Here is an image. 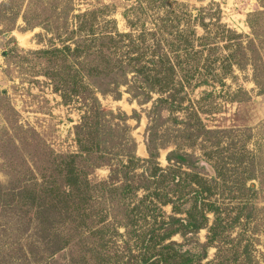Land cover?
I'll return each instance as SVG.
<instances>
[{
	"label": "trees",
	"instance_id": "1",
	"mask_svg": "<svg viewBox=\"0 0 264 264\" xmlns=\"http://www.w3.org/2000/svg\"><path fill=\"white\" fill-rule=\"evenodd\" d=\"M15 2L1 1L0 20L21 15L26 27L41 26L52 34L59 44L33 52L47 60L45 75L51 78L54 90L65 103L81 101L83 114L75 125L78 153L59 155L42 150L35 153L39 163L29 155L14 164L9 151H1L15 174L9 184L0 183V224L35 229L38 243H44L43 250L50 251V257L77 244L72 264H107L112 258L121 264H243L233 259L237 248L227 232L243 224V217L249 219L244 213L251 206L247 196L253 197L255 184L229 182L222 172L225 162L217 156L221 131L203 124L193 102L184 103L186 84L198 68L185 66L190 59H181L192 54L200 42L201 49L195 53L205 55L204 71L219 78L221 84L236 65H253L258 75L256 56L260 57V51L253 39L263 37L258 20H264V10L250 14L252 35H245L223 22V10L215 2L190 11L179 0H137L124 13L128 30L119 28L113 16L115 7L110 5L82 11L75 0H26L16 9ZM152 9L155 12L149 15ZM197 26L204 30L203 35H198ZM220 47L227 50L224 56L204 51ZM123 87L140 105L153 101L145 133L148 157L138 155L129 123L133 116L141 119L137 110V115L130 116L122 110H107L101 102L100 95L121 97ZM155 93L159 96L154 99ZM179 110L189 111V115L185 119L174 115L177 138L183 134L189 146L199 140L211 143V153L205 154L217 174L212 180L198 170L200 158L179 148L177 141L167 154L168 165L159 161L161 149L169 144L164 112ZM212 133L216 140L210 137ZM78 159L98 161L95 168L108 166V179L91 182L89 169ZM221 185L236 195V215L215 197ZM105 202L107 208L96 207L95 203ZM167 205L171 213L164 210ZM109 216L113 221H108ZM205 228L207 240L201 242L197 236ZM176 235L183 241L173 239ZM189 243H195L200 253L183 248ZM212 246L217 252L209 259Z\"/></svg>",
	"mask_w": 264,
	"mask_h": 264
},
{
	"label": "rangeland",
	"instance_id": "2",
	"mask_svg": "<svg viewBox=\"0 0 264 264\" xmlns=\"http://www.w3.org/2000/svg\"><path fill=\"white\" fill-rule=\"evenodd\" d=\"M3 0H0V3ZM26 0H16V9ZM137 0H75L79 10L99 9L103 5L115 7L113 16L118 21L121 30H128L124 13L127 8L135 5ZM149 0H145L148 2ZM188 5L190 11L197 8L208 6L210 3H217L223 10V22L235 31L252 35V28L248 23L250 14L264 10V0H179ZM158 5V4H156ZM78 10V11H79ZM163 11V9H159ZM77 11V12H78ZM154 9L149 11V15L154 13ZM9 17V16H8ZM258 23L262 29V35L254 40L260 57H257L260 70L258 75L255 73L253 65L246 67L234 66L233 70L225 76L224 84L220 83L219 78L212 74H206L203 68L204 59L202 55L195 53L201 49L200 42H197L195 50L189 56H183L182 61L190 62L185 66H194L198 70H193L190 83L186 84L187 96L185 104L193 102L196 110L200 113L203 124L212 130L221 131L218 133L221 141L217 156L223 159L222 165L225 177L231 181H245L248 186L252 183L254 194L248 193L251 198V206L248 204L245 213L249 215L241 219L243 224H237L228 231L229 237L233 240L232 244L237 248V254L233 259L241 261L243 264L248 261H255V264H264V20L259 19ZM149 27L152 24H148ZM259 27V26H258ZM198 35H203L204 30L197 26ZM52 34L43 27H26L20 15L17 19L7 18L0 20V183L9 184L15 171L7 167L1 151H9L14 159V164L21 162L22 159L32 156L37 158L38 152L42 150L54 151L56 154L78 153L79 146L75 134V125L81 120L83 106L81 101L71 99L65 103L60 93L54 90L51 78L45 75L47 60L45 57L34 53L43 48L49 47L52 43L59 44L58 41H51ZM207 43H212L207 41ZM246 43V42H245ZM221 42L219 45H222ZM211 44L210 47H212ZM206 54L224 56L226 49L208 51ZM250 53V52H249ZM216 56H211L212 60ZM175 60V59H174ZM220 68L219 62L216 64ZM220 72L217 71V73ZM181 76L183 71H179ZM258 78V79H256ZM258 80V82H257ZM208 81V83H204ZM122 96L104 97L100 95L101 102L105 109L114 111H125L128 115H137L130 118L129 123L133 126V135L138 142V155L148 157L146 148V128L149 123L148 111L152 108V102L140 105L132 95L122 88ZM210 92V95L207 93ZM159 94H154V99ZM167 105V104H166ZM163 105V106H166ZM191 112V111H190ZM194 112V111H193ZM192 113V112H191ZM189 111L179 110L175 114L164 112V123L166 130V141L169 144L161 149L159 161L162 166L168 165L167 154L176 148L177 141L179 148L199 157L197 164L198 170L203 176L212 180L217 176L215 169L209 160L211 150L210 142L199 140L193 146H189L182 137L176 136L174 131V115L180 119H185ZM194 114V113H193ZM137 117V116H136ZM180 127L184 125L179 124ZM177 135H180L179 132ZM212 133L210 137H214ZM139 138L141 140H139ZM177 139V140H176ZM218 140V138H217ZM141 144L144 145V152H139ZM30 153V154H29ZM211 153V152H210ZM17 154V155H15ZM216 156V153L214 154ZM80 165L89 169V179L93 183L106 180L109 177L110 169L108 166L96 167L98 161L94 159L87 161L78 159ZM247 167V168H246ZM249 168H252L251 171ZM186 170H189L185 167ZM216 187V186H215ZM236 195L224 185L216 191V198L220 200L222 207L231 208L232 215H236L237 206ZM246 197V196H245ZM96 207H106L108 203ZM107 208V207H106ZM167 213H171L170 205L164 207ZM240 210V209H239ZM106 211V210H105ZM111 210L109 212L111 214ZM114 212V211H113ZM121 216L120 214H118ZM211 223L213 221L212 214ZM108 221H113V217H107ZM119 231L125 232L123 226H118ZM208 230L202 229L197 237L201 242L207 240ZM76 239V238H75ZM120 245L123 244L118 238ZM173 239L182 242L183 238L176 235ZM37 240L35 229L24 228L23 225L15 227H4L0 224V264H72L71 259L79 250L77 244L69 245L50 257V251L43 250L44 243ZM29 248L32 252H29ZM184 249L192 254H199L200 248L195 243L186 244ZM217 252L216 247H210L209 259H212ZM232 258V256H231ZM116 258L107 259V264H121Z\"/></svg>",
	"mask_w": 264,
	"mask_h": 264
},
{
	"label": "bare ground",
	"instance_id": "3",
	"mask_svg": "<svg viewBox=\"0 0 264 264\" xmlns=\"http://www.w3.org/2000/svg\"><path fill=\"white\" fill-rule=\"evenodd\" d=\"M139 140H141L140 138H139ZM144 145L143 144H141V146H140V148H139V152H141V151H143L144 150ZM144 152V151H143Z\"/></svg>",
	"mask_w": 264,
	"mask_h": 264
}]
</instances>
